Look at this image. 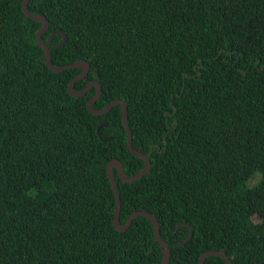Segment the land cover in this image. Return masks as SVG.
<instances>
[{
  "label": "trees",
  "instance_id": "16d2710c",
  "mask_svg": "<svg viewBox=\"0 0 264 264\" xmlns=\"http://www.w3.org/2000/svg\"><path fill=\"white\" fill-rule=\"evenodd\" d=\"M27 9L48 21L52 65L85 61L73 89L100 84L95 109L122 100L131 146L149 155V173L132 183L114 171L120 224L152 214L169 264H197L210 250L264 264V0H29ZM40 27L22 0H0V264H161L149 220L112 225L107 164L118 160L128 178L144 167L127 149L120 107L93 116L95 87L70 96L81 70L46 67Z\"/></svg>",
  "mask_w": 264,
  "mask_h": 264
},
{
  "label": "water",
  "instance_id": "95a60500",
  "mask_svg": "<svg viewBox=\"0 0 264 264\" xmlns=\"http://www.w3.org/2000/svg\"><path fill=\"white\" fill-rule=\"evenodd\" d=\"M28 1L29 0H22V11L27 18L34 20V21L41 24V27L35 33V38H36L37 44L39 45V47L42 49V51L44 53V62H45L46 67L53 73H59V72H62L63 70H69V69H75V68H79L81 70V72L79 74H77L69 82V84L67 86V92L70 96H72L74 98H80V97H83L92 87H95L96 88L95 94L87 102V109L93 116L104 115V114L108 113L114 106H119L120 110H121L122 124L124 126L125 131H126L127 149L131 155H133L134 157L143 161V163H144L143 169L140 170L135 175H133L132 177H129V178L124 175L123 166L118 160L113 159L107 164V167H106L107 177L109 179L110 186H111L114 198H115V211H114V217H113V221H112V225H113L114 229H116L119 232H123L131 225L132 220L134 218H136V217L146 218L147 220H149L150 224L152 225L155 242L162 248L161 264H169V257H170L169 247H168L167 243L161 239L160 232H159V224L152 214H150L147 211H135L127 217L124 224H120V222H119L120 198H119L118 190H117L115 180H114V171L116 172V174L118 175V177L120 178V180L122 182L132 183V182L138 180L139 178H141L142 176L147 175L151 169V163L149 161V155H145L141 152H137L131 146V131H130V129L128 127V123H127V106H126V104L122 100L116 99V100L111 101L109 104H107L102 109H95L93 107V105L99 99L100 93H101V86H100V84L96 83L95 81H91L81 91H75L73 89L75 82L82 80L84 77H86V75L88 74V71H89V65L83 60L77 61V62L72 63V64H68V65H62V66H53L52 65L50 51H49L47 45L41 39V36L48 30V26H49L48 21L45 19L44 16L34 15V14L29 13V11L27 9ZM55 34H60L62 36V40L59 43V45H62L65 41V38H66L65 35L63 34L62 31L57 30V31L52 32L51 37H53V35H55ZM102 127H104L103 123H101L97 128V135L99 137H100L99 131ZM108 140H109V138L102 139V141H104V142L108 141ZM178 227H179V225H178ZM191 232L192 231L190 230V233ZM189 238H190V235L188 236V238L185 241H187ZM209 256L220 257L221 259L224 260L225 264H231V262L229 261V259L226 256L225 252L215 251V250H210V251H206V252L202 253L198 259L197 264H203L205 258H207Z\"/></svg>",
  "mask_w": 264,
  "mask_h": 264
}]
</instances>
